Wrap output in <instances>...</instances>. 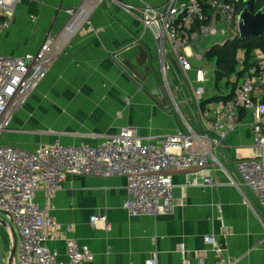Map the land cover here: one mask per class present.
<instances>
[{"label": "crops", "instance_id": "0c3cea01", "mask_svg": "<svg viewBox=\"0 0 264 264\" xmlns=\"http://www.w3.org/2000/svg\"><path fill=\"white\" fill-rule=\"evenodd\" d=\"M165 1L99 2L88 24L72 38L48 77L15 114L2 142L25 150L57 141L97 145L124 127H135L139 136L153 138L185 126L161 91L154 89V71L163 60L153 32L141 20L144 3L157 7ZM80 5L81 0H20L10 27L0 36V55L37 52L49 33L63 34L60 28H65L70 13ZM127 5L134 7L128 10ZM189 53L193 54L191 48ZM239 57L242 60L244 53ZM171 62L176 76L185 75L195 91L196 72L202 68L184 73L174 66V58ZM243 77L232 75L218 85L206 82L201 107H216L225 101ZM183 94L179 102L185 106L186 123L202 131L198 97ZM243 118L245 125L217 151L222 166H209L214 185L197 183L195 180L202 182L197 169L172 171L174 196L180 205L171 213L130 214L124 208L128 191L123 176L69 174L53 198L46 199L40 192L37 201L48 207L55 222L50 248L61 261H67L66 240L75 237L94 253V260L86 264H146L154 254L158 264H182L186 258L193 264L201 258L213 264L216 253L204 238L214 235L226 256L237 264H264V212L235 167L239 156L254 152L248 125L251 116L244 113ZM95 215H106L111 228L105 229L102 221L94 228L91 218ZM69 226L72 229L67 231ZM181 244L186 245L187 253L180 251Z\"/></svg>", "mask_w": 264, "mask_h": 264}, {"label": "built area", "instance_id": "2783aa9c", "mask_svg": "<svg viewBox=\"0 0 264 264\" xmlns=\"http://www.w3.org/2000/svg\"><path fill=\"white\" fill-rule=\"evenodd\" d=\"M19 1L0 0V36L10 27V17ZM96 1L81 0L80 7L70 13L63 34L49 33L37 52L23 56L0 55V214L16 233L15 264H86L94 260L91 248L80 244L75 237L66 240L67 261H61L58 253L50 248L55 222L48 207L38 203L40 192L46 199L53 198L69 174L123 176L127 179L128 191L124 208L130 214L171 213L180 205L174 196L172 171L197 169L196 174L202 175V182L195 180L197 183L214 185L216 180L208 174L209 166L212 163L215 167L222 166L217 151L233 132L245 125L244 113L251 116L248 125L253 133L254 152L239 156L235 167L264 212V52L260 49L255 51L243 81L216 107H201L207 73L204 69L197 70L195 95L201 107L202 131L186 123L175 133L143 138L137 128L124 127L97 145H66L57 141L34 150L2 142L15 114L48 77L72 38L88 24L98 5ZM92 2H96L93 10ZM243 6L244 0H166L157 7L144 3L141 19L153 32L159 54L164 57L170 51L179 70L187 73L193 69L189 60L194 55L189 53L191 46L202 36L225 35L235 22L239 29ZM132 7L127 5L128 10ZM89 8L90 14L80 20ZM79 20L77 31H72ZM219 23H226L228 28L218 29ZM238 29H233L234 38L239 35ZM240 61L244 68V58ZM99 221L105 223V229L111 228L106 215L91 218L94 228H99ZM6 229L14 245L12 231L10 227ZM71 229L66 227L67 231ZM204 241L212 245L216 253L217 261L213 264H237L226 256L214 235L206 236ZM179 249L182 253L188 252L185 244ZM4 260L0 238V264H4ZM146 264H158L157 255ZM182 264L193 263L186 258ZM198 264H206L204 258Z\"/></svg>", "mask_w": 264, "mask_h": 264}, {"label": "rangeland", "instance_id": "374dc122", "mask_svg": "<svg viewBox=\"0 0 264 264\" xmlns=\"http://www.w3.org/2000/svg\"><path fill=\"white\" fill-rule=\"evenodd\" d=\"M102 0H97L96 2H101ZM132 6V5H130ZM134 7V6H133ZM132 7V8H133ZM97 8V7H96ZM142 20V19H141ZM143 22V21H142ZM226 23H219L217 24L218 29H224L228 28L226 26ZM237 23L235 22L232 25V28L237 31ZM230 28V30L225 34H217V35H208V36H202L200 40L197 41V43L193 44L191 46L192 52L194 55L190 56L189 60L194 69L196 68H202L207 73V82L211 81L213 83H216V65L214 62H208L205 60V54L215 45L224 44L228 40H231L234 38V30ZM64 30L63 28H60V31ZM239 31V29H238ZM198 55H201L202 58H198ZM163 63L157 67V69L154 71L155 75L157 76V82L154 89L161 90V93H163L165 99L167 100L168 107L172 109V111L176 114L180 122H185V106L179 102L180 97H182L184 92L188 96V98L193 97L195 94L194 91V84H192L191 80L187 79L185 75L179 76V78L176 76L175 68L173 67L171 58H174V55L168 51L166 56H161ZM175 66V65H174ZM176 67V66H175ZM181 84L183 86H181ZM221 89H223V86H220ZM220 89V90H221ZM196 90V89H195ZM219 91V90H218ZM0 218L4 221H7L5 217L0 214ZM9 231L0 224V238L2 241V254L4 260V264H8L9 257L13 249L12 242L9 241Z\"/></svg>", "mask_w": 264, "mask_h": 264}, {"label": "trees", "instance_id": "16d2710c", "mask_svg": "<svg viewBox=\"0 0 264 264\" xmlns=\"http://www.w3.org/2000/svg\"><path fill=\"white\" fill-rule=\"evenodd\" d=\"M263 5L264 0H258L257 8ZM258 49L264 52V34L261 37H250L245 40L237 35L224 44L215 45L204 57L209 62L216 64V83L218 85L225 79H229L232 75H237L239 78L244 76L243 78H245L250 62L255 56V51ZM241 53H244L243 69H240L241 61L239 56ZM229 97L225 98V100Z\"/></svg>", "mask_w": 264, "mask_h": 264}, {"label": "water", "instance_id": "95a60500", "mask_svg": "<svg viewBox=\"0 0 264 264\" xmlns=\"http://www.w3.org/2000/svg\"><path fill=\"white\" fill-rule=\"evenodd\" d=\"M257 6L258 0H244V6L239 15V37L243 40L249 39L250 37H261L264 34V5L260 8H257ZM175 66L179 69L176 63ZM160 91L159 89V91L156 92L158 93ZM0 224L4 227H10L14 236V245L8 264H15L17 251L16 233L11 225L1 218Z\"/></svg>", "mask_w": 264, "mask_h": 264}, {"label": "bare ground", "instance_id": "6f19581e", "mask_svg": "<svg viewBox=\"0 0 264 264\" xmlns=\"http://www.w3.org/2000/svg\"><path fill=\"white\" fill-rule=\"evenodd\" d=\"M91 5H92V7H91V9H92V8L95 6V2H94V3L92 2ZM91 5H90V6H91ZM89 11H90V8H89V10H88L87 12L83 13V15L81 16L80 20L85 19V18L87 17V15L90 14ZM80 20L78 21L77 25L72 29V31H77V29H78V27H79V22H80Z\"/></svg>", "mask_w": 264, "mask_h": 264}, {"label": "flooded vegetation", "instance_id": "af4514ba", "mask_svg": "<svg viewBox=\"0 0 264 264\" xmlns=\"http://www.w3.org/2000/svg\"><path fill=\"white\" fill-rule=\"evenodd\" d=\"M160 94H163V93H160ZM164 96V95H163Z\"/></svg>", "mask_w": 264, "mask_h": 264}]
</instances>
